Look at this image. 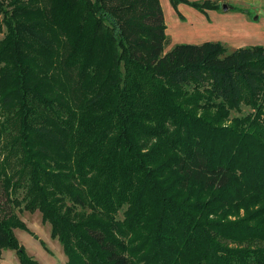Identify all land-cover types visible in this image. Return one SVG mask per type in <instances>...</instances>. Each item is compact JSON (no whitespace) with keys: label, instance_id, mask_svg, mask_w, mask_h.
I'll list each match as a JSON object with an SVG mask.
<instances>
[{"label":"trees","instance_id":"obj_1","mask_svg":"<svg viewBox=\"0 0 264 264\" xmlns=\"http://www.w3.org/2000/svg\"><path fill=\"white\" fill-rule=\"evenodd\" d=\"M165 31L159 0H0V259L39 264L18 210L66 264H264V46Z\"/></svg>","mask_w":264,"mask_h":264},{"label":"rangeland","instance_id":"obj_2","mask_svg":"<svg viewBox=\"0 0 264 264\" xmlns=\"http://www.w3.org/2000/svg\"><path fill=\"white\" fill-rule=\"evenodd\" d=\"M217 3L219 5H221V3H226L232 7V9L226 13H223L220 8L217 10L218 15L236 17L240 14H244L247 21L253 24L254 28H250L249 30V33L252 36H255L256 34L259 35L261 32L259 29L260 27L263 28L262 30L264 31V0H222ZM160 5L163 10L164 22L167 27L165 33L168 39V44L165 47V51H168L173 46L177 45V43H175L176 38L179 39V36L186 31L180 30L177 20L181 23L185 22V26L183 27H188L191 23V17L189 13L184 10L182 13L185 16V21L180 20L176 16V13L168 0H160ZM187 7L189 8V6ZM195 11L199 13L197 10ZM242 11L245 12L242 13ZM211 22L212 18L210 16L208 23ZM223 35L224 39L222 41H224V43L222 44L228 49V51L233 50L235 44L229 40L232 36L226 32H224ZM257 44L263 46L261 43ZM248 112L249 110L247 108L242 107V112L240 114L232 113L231 117L242 116ZM16 213L29 230V232L20 229L14 230L15 237L23 247L26 255L39 264H66V257L62 251V247L57 240L51 237L50 225L42 222L41 214L39 212H18V210H16ZM119 216L121 217V215ZM0 264L21 263L15 250L5 249L2 251Z\"/></svg>","mask_w":264,"mask_h":264},{"label":"crops","instance_id":"obj_3","mask_svg":"<svg viewBox=\"0 0 264 264\" xmlns=\"http://www.w3.org/2000/svg\"><path fill=\"white\" fill-rule=\"evenodd\" d=\"M187 1L202 2L205 0H187ZM210 1L219 2L222 0H210ZM173 9L176 13V16L180 20L185 21V16L182 13L184 10L187 11L191 17L190 18L191 23L190 25H188V27H183L185 26V22L181 23L178 22L177 20L180 30L181 31L186 30L184 34L179 36V39L176 38L175 43L177 44H201L203 42H209V41L219 42L222 44L224 43V41H222L224 39L223 33L226 32L232 36V38L229 40L235 44L234 49L258 45L257 43H261L264 46V31L262 30L263 28L261 27L259 28L261 31L259 35L256 34L255 36H252L249 33V30L250 28H254L253 24L247 21V19L244 17V14H240L236 17H226V16L218 15L217 14L218 11H206L204 13L198 11L199 13H197L194 9H191L190 7L188 8L187 5L185 4H179ZM210 16L212 18V22L208 23ZM180 24H184V25H180Z\"/></svg>","mask_w":264,"mask_h":264},{"label":"water","instance_id":"obj_4","mask_svg":"<svg viewBox=\"0 0 264 264\" xmlns=\"http://www.w3.org/2000/svg\"><path fill=\"white\" fill-rule=\"evenodd\" d=\"M220 8L223 13H226L231 9L230 5L226 3H221Z\"/></svg>","mask_w":264,"mask_h":264}]
</instances>
